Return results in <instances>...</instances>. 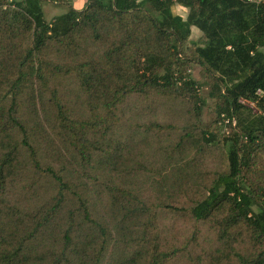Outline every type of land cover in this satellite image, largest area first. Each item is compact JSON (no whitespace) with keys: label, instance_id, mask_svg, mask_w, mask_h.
<instances>
[{"label":"trees","instance_id":"1","mask_svg":"<svg viewBox=\"0 0 264 264\" xmlns=\"http://www.w3.org/2000/svg\"><path fill=\"white\" fill-rule=\"evenodd\" d=\"M46 1L67 2L0 0V264H264V0H87L50 20ZM191 62L226 135L192 134ZM159 99L194 120L153 119Z\"/></svg>","mask_w":264,"mask_h":264},{"label":"rangeland","instance_id":"2","mask_svg":"<svg viewBox=\"0 0 264 264\" xmlns=\"http://www.w3.org/2000/svg\"><path fill=\"white\" fill-rule=\"evenodd\" d=\"M87 0H67L66 3H53V2H43L42 8L44 13V18L46 20H50L54 16L61 14L66 11L67 5H71L72 7L76 9H80ZM174 11L179 14L182 18H185L188 9L181 6V5H175ZM203 42V36L202 32L196 28L195 26L191 27V32L188 37V39L183 44V50L185 53H190L192 48L194 47V44H201ZM186 73L189 74L197 83V93L198 96L203 100V103L201 105V110L198 116V127L195 129H192V134H195V138H198L200 140L201 137V128L206 129L208 128L210 131H216L217 136L221 137L222 134H227L230 130V127L225 125L224 123L221 124V120H218L217 123L215 120L217 119V113H216V103L218 100L217 97V91L212 83V80L206 75L204 69L196 62H191L186 69ZM159 103L157 105V108L159 109L161 116L155 115L153 119L159 121L163 124H169L172 127L175 126L177 129H179L182 125V122H180L183 117H189L190 120H194L190 117L189 111H187V107L181 106L178 107L174 104H172L171 101L166 102L163 104L161 102V99L156 101ZM249 107L252 109V111H257V107L253 101L245 102ZM189 110V109H188ZM158 113V112H157ZM159 114V113H158ZM130 121L126 120L125 124H128ZM215 122V123H214ZM122 128H125V125H122ZM172 131L173 129L171 127L165 128L162 131V134L164 137H172ZM191 132V131H190ZM163 143L167 144V140L163 139ZM134 151L136 153H140L142 155V158L144 159L146 165L151 169L152 171H156L158 167L160 166V163L158 161H155L154 159L148 160V158L154 154L158 155L160 154L157 149L150 145H140L136 144L134 145ZM207 154V162L208 165L211 167H217L218 165V155L216 151L213 150H206ZM176 158L181 159L179 156H176ZM168 167H172L171 164H168ZM138 186L141 188L142 191H145L144 188L147 189V186L141 182L138 183ZM150 192V191H148ZM146 192L145 194L148 195L149 193ZM205 238H207V235L204 234ZM182 261H179L181 263Z\"/></svg>","mask_w":264,"mask_h":264},{"label":"built area","instance_id":"3","mask_svg":"<svg viewBox=\"0 0 264 264\" xmlns=\"http://www.w3.org/2000/svg\"><path fill=\"white\" fill-rule=\"evenodd\" d=\"M260 91H257V93H259ZM234 122V121H233Z\"/></svg>","mask_w":264,"mask_h":264}]
</instances>
